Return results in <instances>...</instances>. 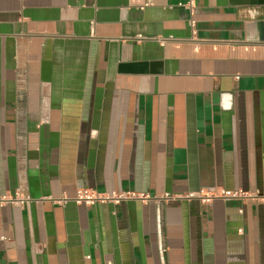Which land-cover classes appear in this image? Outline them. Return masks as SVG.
Here are the masks:
<instances>
[{
	"label": "crops",
	"instance_id": "1",
	"mask_svg": "<svg viewBox=\"0 0 264 264\" xmlns=\"http://www.w3.org/2000/svg\"><path fill=\"white\" fill-rule=\"evenodd\" d=\"M185 3L0 0V264H264V0Z\"/></svg>",
	"mask_w": 264,
	"mask_h": 264
},
{
	"label": "built area",
	"instance_id": "2",
	"mask_svg": "<svg viewBox=\"0 0 264 264\" xmlns=\"http://www.w3.org/2000/svg\"><path fill=\"white\" fill-rule=\"evenodd\" d=\"M195 3L196 0H186V3L184 4L193 14L195 12ZM190 23L192 26L195 25V21L193 19L190 20ZM202 201H211L215 197H224V198H241L246 199L249 197H252V194L249 192H245L242 190H220L218 193H207L200 195ZM14 197L11 196H3L0 198V204L14 200ZM132 199H140L142 201H147L150 199V196L148 194H143L139 192H123V191H113L109 193H99L96 190H92L89 188H80L77 190L76 197L74 198V201L77 204H94V203H107L112 202L115 204H118L122 201L126 200H132Z\"/></svg>",
	"mask_w": 264,
	"mask_h": 264
}]
</instances>
